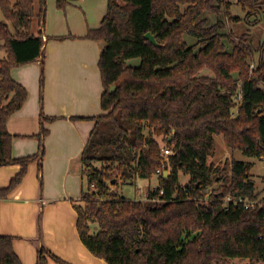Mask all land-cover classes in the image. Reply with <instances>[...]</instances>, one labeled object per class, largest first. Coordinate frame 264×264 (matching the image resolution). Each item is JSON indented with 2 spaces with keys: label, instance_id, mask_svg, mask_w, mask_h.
Returning <instances> with one entry per match:
<instances>
[{
  "label": "trees",
  "instance_id": "trees-1",
  "mask_svg": "<svg viewBox=\"0 0 264 264\" xmlns=\"http://www.w3.org/2000/svg\"><path fill=\"white\" fill-rule=\"evenodd\" d=\"M67 2L57 0V6L64 9ZM238 3L248 16L262 12L264 19V0ZM46 6V0H38V8L34 0H0V43L7 52L0 57V167L21 166L0 198L45 153L48 130L42 127L34 135L39 151L14 157L7 124L28 97L12 69L41 58L44 65ZM230 11L228 0H108L101 25L86 35L105 43L99 59L104 113L88 118L95 125L81 156L87 186L74 207L81 241L107 264H217L231 258L264 264V199L252 177L254 164L232 160L220 167L210 160L218 135L233 150L264 157V44L252 46L246 34L235 42L221 32V20L208 24L206 14L221 12L239 24ZM148 32L160 46L145 37ZM136 58L139 65L128 63ZM43 90L42 70L41 95ZM161 142L173 152L168 176L160 171ZM181 174L189 177L185 184ZM156 175L158 187H150L146 199L119 192ZM228 196L258 201L226 206ZM14 240L0 235V264H22ZM49 258L70 264L42 246L37 264H49Z\"/></svg>",
  "mask_w": 264,
  "mask_h": 264
},
{
  "label": "crops",
  "instance_id": "crops-1",
  "mask_svg": "<svg viewBox=\"0 0 264 264\" xmlns=\"http://www.w3.org/2000/svg\"><path fill=\"white\" fill-rule=\"evenodd\" d=\"M34 2L37 7L38 0ZM46 5L41 27L44 65L41 58L12 69V77L27 89L28 97L7 124L14 136V157L39 151L40 142L34 135L42 127L48 130L45 153L42 162L29 165L21 184L0 198V235L15 237L14 250L22 264H37L42 246L70 264H107L81 241L74 204L87 186L81 156L95 125L88 118L104 113L99 59L105 43L86 35L101 25L108 0H68L64 9L57 6V0H46ZM38 30L35 23L34 32ZM20 169L19 164L0 167V189ZM49 264L60 263L49 258Z\"/></svg>",
  "mask_w": 264,
  "mask_h": 264
},
{
  "label": "rangeland",
  "instance_id": "rangeland-1",
  "mask_svg": "<svg viewBox=\"0 0 264 264\" xmlns=\"http://www.w3.org/2000/svg\"><path fill=\"white\" fill-rule=\"evenodd\" d=\"M228 1L230 2V8H231L230 14L232 16H238L240 18L239 24L235 25V22L224 12H221L219 16L206 14L209 18L208 24L211 25L217 22V20H221L225 26L224 29L221 30V32L229 36L232 35V37L235 39V42L241 41L240 39L241 36L243 34H246L247 43L250 42L251 45L254 47L263 45L264 44L263 13L259 12L256 16H248L245 11H242L241 6L238 3V0H228ZM224 9H225L224 5L221 4V10L223 11ZM0 18H2L1 12H0ZM223 40L226 42L227 45L226 49L227 50L229 48L231 49V44H229L228 39L224 38ZM188 42L190 44H193V43H197V40L193 38H189ZM6 56H7V52L5 49L1 48V43H0V57L3 58ZM128 63L132 65H139L140 59L138 58L132 59L128 61ZM254 64H252L251 67H253ZM207 72L209 74H212L210 71ZM263 87H264V83H263ZM236 110H234V112H236ZM161 145L162 147H165V144L163 142H161ZM161 156H162V168H163L164 166L166 167L168 160L164 158L162 152H161ZM210 160L216 166H220V167L230 165L232 160L252 162L254 164L252 169V177L256 183L257 190L260 191L259 198L264 197V159L263 158L258 159L254 157H249L240 150H233L225 143L223 136L218 135L215 136V152L211 156ZM96 165L99 164L96 163ZM179 180L182 184H185L189 180V177L181 174L179 176ZM158 182H159L158 175L154 176L152 179H140L139 182L135 185H131V184L122 185L119 189V192L128 198L134 200L135 199L143 200L148 197L147 195L149 193V186L151 185V187L154 188V185L157 184ZM216 185L217 184H214L213 186L215 187ZM248 263L249 261L245 259L231 258L228 260L218 262L217 264H248Z\"/></svg>",
  "mask_w": 264,
  "mask_h": 264
},
{
  "label": "built area",
  "instance_id": "built-area-1",
  "mask_svg": "<svg viewBox=\"0 0 264 264\" xmlns=\"http://www.w3.org/2000/svg\"><path fill=\"white\" fill-rule=\"evenodd\" d=\"M173 152H172V149L170 148V147H163L162 148V155L164 156V158L166 159V160H168L169 159V156L172 154ZM263 159H264V157H263ZM161 172H166V171H168V172H170V169H166L165 168V166L162 168V170H160ZM156 187H158V185L157 186H155L153 189H156ZM161 193H163V190H161L160 191ZM264 199V197H262V198H260L259 200H263ZM258 200H249V199H247V198H244V197H236V198H234V197H232V196H228L227 198H225V200H224V202H225V205L226 206H229V204H231V203H233V204H235V205H238V204H240V203H245L247 206H249V205H255L256 204V202H257Z\"/></svg>",
  "mask_w": 264,
  "mask_h": 264
},
{
  "label": "water",
  "instance_id": "water-1",
  "mask_svg": "<svg viewBox=\"0 0 264 264\" xmlns=\"http://www.w3.org/2000/svg\"><path fill=\"white\" fill-rule=\"evenodd\" d=\"M145 37L147 39H149L154 45L156 46H160L161 44L157 41L155 35H153L151 32H148L145 34ZM115 85L111 87V91H113L115 89ZM166 174L168 173V171L165 172Z\"/></svg>",
  "mask_w": 264,
  "mask_h": 264
}]
</instances>
